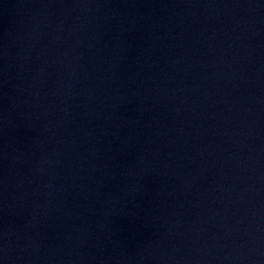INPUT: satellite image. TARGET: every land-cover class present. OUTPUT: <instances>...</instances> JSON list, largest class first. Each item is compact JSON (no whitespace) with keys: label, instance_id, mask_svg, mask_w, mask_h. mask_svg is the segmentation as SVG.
Returning a JSON list of instances; mask_svg holds the SVG:
<instances>
[{"label":"water","instance_id":"obj_1","mask_svg":"<svg viewBox=\"0 0 264 264\" xmlns=\"http://www.w3.org/2000/svg\"><path fill=\"white\" fill-rule=\"evenodd\" d=\"M0 264H264V0H0Z\"/></svg>","mask_w":264,"mask_h":264}]
</instances>
